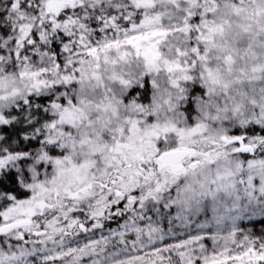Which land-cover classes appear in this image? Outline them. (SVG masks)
<instances>
[{
  "label": "snow or ice",
  "instance_id": "6c2138e0",
  "mask_svg": "<svg viewBox=\"0 0 264 264\" xmlns=\"http://www.w3.org/2000/svg\"><path fill=\"white\" fill-rule=\"evenodd\" d=\"M0 264H264V0H0Z\"/></svg>",
  "mask_w": 264,
  "mask_h": 264
}]
</instances>
